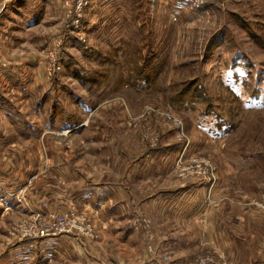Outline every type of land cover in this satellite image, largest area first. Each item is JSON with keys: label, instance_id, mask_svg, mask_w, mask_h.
Instances as JSON below:
<instances>
[{"label": "rangeland", "instance_id": "obj_1", "mask_svg": "<svg viewBox=\"0 0 264 264\" xmlns=\"http://www.w3.org/2000/svg\"><path fill=\"white\" fill-rule=\"evenodd\" d=\"M38 18L0 44V105L20 113L0 111V168L33 166L6 192L25 211L0 216V264L58 238L70 255L51 264H264V0H55ZM23 84L47 112L40 93L17 102ZM54 112L78 135L49 129ZM105 181L120 184L109 216L72 194ZM192 183L188 218L167 199Z\"/></svg>", "mask_w": 264, "mask_h": 264}, {"label": "crops", "instance_id": "obj_2", "mask_svg": "<svg viewBox=\"0 0 264 264\" xmlns=\"http://www.w3.org/2000/svg\"><path fill=\"white\" fill-rule=\"evenodd\" d=\"M2 1V0H1ZM0 1V2H1ZM4 1V0H3ZM6 1V0H5ZM5 1L0 5V44H2V48L4 49V52H6L5 45L7 44H15L17 45L18 40L16 37H12L11 31H12V25L15 27V23L17 19H20V23L23 22V25L27 28L29 26H36L37 23L40 22L39 13L41 10L45 11V8L49 6L50 4L54 3L55 0H8ZM42 3V7L40 9L39 4ZM34 5H38L34 8ZM13 14V15H12ZM30 28V27H29ZM32 28V27H31ZM9 67V65L7 66ZM20 67V66H19ZM14 69H10L8 72H5L4 77L7 81H9V77L13 75ZM16 86L15 89L12 87L14 91L17 92V94L20 96L21 99H18V103L20 102L22 104V107L25 108V106H30V99H38V95L40 93V89L37 86V84L29 85V86ZM54 91L53 87L46 86L45 89L42 91V93L45 92H51ZM1 92H3L2 89H0V100L3 99ZM17 95V96H18ZM18 96V97H19ZM48 96L42 95L40 93V98L38 101H36L33 106L32 110L34 114L37 115V113L43 114L46 110L48 111V108L50 107V102L47 100ZM3 102V103H2ZM2 105H0V111L4 114V108L6 110V114L9 115L8 117H11L12 121H15L19 116L20 113H17L15 110L17 107V103H14L13 107L11 106V102L4 99L2 100ZM60 105V103H59ZM9 111H8V110ZM46 111V112H47ZM0 112V114H1ZM2 115V114H1ZM3 116V115H2ZM7 120V117H6ZM8 121V120H7ZM4 122V118H3ZM44 122L47 124V127L49 125H52L49 127V129L52 128H59L61 125L60 117L56 115V112L52 116L45 117ZM34 126V125H33ZM75 124H68L62 129H68V132H78V128H74ZM4 128L5 124L3 125ZM0 128V143L4 142L8 139L6 135H3ZM66 131V130H65ZM73 133L72 135H78L77 133ZM19 165V164H18ZM16 167V165H14ZM20 166V165H19ZM25 169V171L22 172L21 175H17V170H9V169H3L0 168V216H3L2 214L5 212L4 209L10 208V210H23L17 206L14 199H10L6 197V192H8V189L16 188L18 184L23 183L24 178L29 177L31 175L33 170V166L22 167ZM17 169V168H16ZM49 173L54 176H61L64 175L66 180H72V170L67 167L62 166H52L49 169ZM114 182H87L85 184L77 186L73 191V196L75 199H77L78 202L82 204L90 205L92 208L97 210H102V215L106 214L107 216L110 215L111 212L108 211L110 207L113 208V212L115 209L120 207L118 204L120 201L116 200V197L118 195V188H120V184H113ZM200 184L192 183L190 186L187 187L186 190H183V194L180 195L178 193L172 194L168 197V207L170 209L177 210L176 212L180 215H186L192 214V210L195 209V212L197 209L195 208V205L197 203L193 202L197 197V187ZM2 190V192H1ZM120 190V189H119ZM39 191V189H38ZM126 199V197H125ZM115 201V202H114ZM140 200H136L138 203ZM108 208V209H107ZM177 208V209H176ZM182 212H181V211ZM112 211V210H111ZM191 211V213H190ZM202 213L198 216L200 217ZM184 216V217H186ZM190 215L188 216V218ZM1 218V217H0ZM110 217L102 218L104 221L106 219L108 220ZM192 218V217H190ZM42 244L39 245L41 249H38V245L30 244L26 246V248H17L16 250H13L11 252V255L8 258L9 260H17L20 261V264H51L55 261V259H62L66 255H70L69 247L66 245H69V243L63 242L61 238L58 239H51L46 240L44 242H41ZM34 253L36 255V259L34 258V255L31 254ZM38 257V259H37ZM59 257V258H58ZM31 260V261H30Z\"/></svg>", "mask_w": 264, "mask_h": 264}, {"label": "trees", "instance_id": "obj_3", "mask_svg": "<svg viewBox=\"0 0 264 264\" xmlns=\"http://www.w3.org/2000/svg\"><path fill=\"white\" fill-rule=\"evenodd\" d=\"M48 100V99H47ZM55 108H56V106H54V111H55ZM57 113L58 112H56V115H57ZM216 117H218V115L216 116ZM222 118H223V120L222 119H220V121H219V119H216V123L217 124H219V125H221L222 127H223V125L228 129L229 127H227L228 126V124H230V120H228V119H225L224 118V116H222ZM68 124H76V122H74L72 119H71V117L70 118H64L63 119V121L61 122V125L59 126V127H64V126H66V125H68ZM219 128V127H218Z\"/></svg>", "mask_w": 264, "mask_h": 264}, {"label": "built area", "instance_id": "obj_4", "mask_svg": "<svg viewBox=\"0 0 264 264\" xmlns=\"http://www.w3.org/2000/svg\"><path fill=\"white\" fill-rule=\"evenodd\" d=\"M0 63H1V59H0ZM4 67H6V66H5V65H3V64H2V65H0V70L2 71V69H3ZM66 131H68V130H66ZM19 201H20V202H22L20 199H19Z\"/></svg>", "mask_w": 264, "mask_h": 264}]
</instances>
